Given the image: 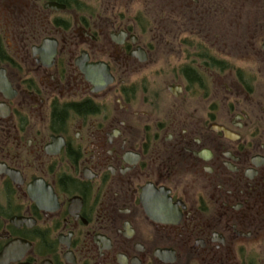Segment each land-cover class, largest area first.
Listing matches in <instances>:
<instances>
[{
    "label": "flooded vegetation",
    "instance_id": "1",
    "mask_svg": "<svg viewBox=\"0 0 264 264\" xmlns=\"http://www.w3.org/2000/svg\"><path fill=\"white\" fill-rule=\"evenodd\" d=\"M234 16L0 0V264H264V41Z\"/></svg>",
    "mask_w": 264,
    "mask_h": 264
},
{
    "label": "rangeland",
    "instance_id": "2",
    "mask_svg": "<svg viewBox=\"0 0 264 264\" xmlns=\"http://www.w3.org/2000/svg\"><path fill=\"white\" fill-rule=\"evenodd\" d=\"M219 2L225 7H233L236 30L249 31L251 50L253 51L255 46L260 48L264 41V0H219ZM143 18L147 23L145 16ZM252 51L251 54L256 55Z\"/></svg>",
    "mask_w": 264,
    "mask_h": 264
},
{
    "label": "water",
    "instance_id": "3",
    "mask_svg": "<svg viewBox=\"0 0 264 264\" xmlns=\"http://www.w3.org/2000/svg\"><path fill=\"white\" fill-rule=\"evenodd\" d=\"M262 48L264 49V44L262 45Z\"/></svg>",
    "mask_w": 264,
    "mask_h": 264
}]
</instances>
